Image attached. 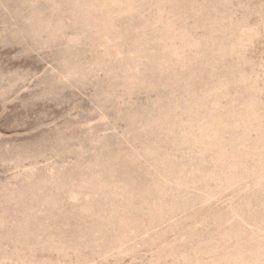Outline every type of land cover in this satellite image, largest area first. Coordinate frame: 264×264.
I'll use <instances>...</instances> for the list:
<instances>
[{
	"label": "rangeland",
	"instance_id": "rangeland-1",
	"mask_svg": "<svg viewBox=\"0 0 264 264\" xmlns=\"http://www.w3.org/2000/svg\"><path fill=\"white\" fill-rule=\"evenodd\" d=\"M60 164L43 264H264V0H0V183Z\"/></svg>",
	"mask_w": 264,
	"mask_h": 264
},
{
	"label": "bare ground",
	"instance_id": "bare-ground-1",
	"mask_svg": "<svg viewBox=\"0 0 264 264\" xmlns=\"http://www.w3.org/2000/svg\"><path fill=\"white\" fill-rule=\"evenodd\" d=\"M81 154L84 155V153ZM81 158L84 157L81 156ZM81 158L76 160L73 166L85 165L80 177L85 176L86 178H81L80 181L77 180L75 183L72 181L70 186L75 189L78 187L80 189L91 187L93 190H99L104 186L107 188L116 186L115 177L106 176L103 172H100L95 177H88L90 174H88L87 169L91 168L92 164L85 163ZM114 159V155L105 159L96 154L95 157L91 158V163L102 166L106 160L111 162ZM69 168L68 165L60 164L56 165L57 172L52 175L43 173L30 175L25 177L26 180H18L15 189L0 183V210L2 209V212H0V248H2L0 260L9 259L8 261H12L18 259L23 264H43L51 258L50 256V258L46 259L47 256L41 257V255L52 252L53 248L60 245L51 239V235L53 234L52 230L56 229L54 227L56 223L55 220L53 221V214L60 207L59 205H64V202L59 200L60 198H57L56 194L52 192L46 194V191L49 190V186L61 187L59 183L61 181V172L66 174ZM103 175L104 177H102ZM107 178L108 180H106ZM99 199L93 197V201H99ZM80 208L81 211H84L89 210L91 206L81 203ZM61 215L69 217V214L66 213ZM41 232H44L43 237ZM27 246L32 250L30 251Z\"/></svg>",
	"mask_w": 264,
	"mask_h": 264
}]
</instances>
